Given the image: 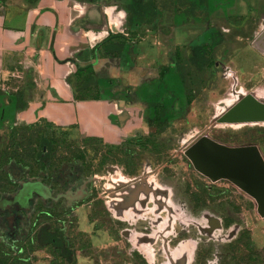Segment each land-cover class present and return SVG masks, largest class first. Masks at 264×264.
<instances>
[{
    "label": "rangeland",
    "instance_id": "1",
    "mask_svg": "<svg viewBox=\"0 0 264 264\" xmlns=\"http://www.w3.org/2000/svg\"><path fill=\"white\" fill-rule=\"evenodd\" d=\"M190 4L161 2L175 7L166 23L169 30L182 27L183 44L177 53L180 65L170 76L164 70L162 83L154 87L168 127L144 124L143 132L108 144L86 142L66 131L58 156L45 161L54 168L58 157L67 158L54 171L58 185L32 178L29 169L20 179L11 177L19 189L0 202V249L23 252L39 204L74 214L78 231L89 235L90 246L76 264H239L248 225L258 246L264 245V222L255 201L228 180L212 182L185 155L207 132L228 147L255 146L264 160V122L217 124L247 95L264 103V57L251 46L264 29V0H208L207 6L199 5L197 17L191 16ZM209 42L216 45L204 64L194 48ZM19 126L0 131V147L7 139L0 151ZM103 157L108 162L102 163ZM36 171L47 176L40 167ZM30 185L40 190L31 186L21 194ZM232 244L234 251L227 247ZM28 251L32 264H50L46 250Z\"/></svg>",
    "mask_w": 264,
    "mask_h": 264
},
{
    "label": "crops",
    "instance_id": "2",
    "mask_svg": "<svg viewBox=\"0 0 264 264\" xmlns=\"http://www.w3.org/2000/svg\"><path fill=\"white\" fill-rule=\"evenodd\" d=\"M155 1V20L130 23L133 0H0V131L51 125L108 144L149 128L154 87L163 70L173 74L183 45L182 27L169 30L166 23L175 7ZM126 33L135 37L120 57L94 58L93 49L110 34ZM89 66L99 99L78 97L84 79L78 71ZM19 94L23 111L16 110ZM6 171L20 179L27 168L13 162Z\"/></svg>",
    "mask_w": 264,
    "mask_h": 264
},
{
    "label": "trees",
    "instance_id": "3",
    "mask_svg": "<svg viewBox=\"0 0 264 264\" xmlns=\"http://www.w3.org/2000/svg\"><path fill=\"white\" fill-rule=\"evenodd\" d=\"M208 0H195L188 9L192 11V17L199 16L198 7L207 6ZM159 4L155 0H133L130 6V23H143L153 21L158 16ZM133 33L128 36L124 34H110L105 40L93 49V56L97 60L120 57L123 54L125 44L134 38ZM213 42L203 43L194 48V54L201 63L209 64L207 57L212 55ZM180 65V58L177 57L175 66ZM94 68L89 66L78 71V75H84L82 88L78 86L79 98L93 97L99 99L98 87L92 77ZM164 70L161 73L163 77ZM90 86H93L90 89ZM16 105L17 111L27 109V104L22 102V95L19 94ZM152 107L155 109V118L149 121L150 126H160L161 129L168 127L165 107L161 102H154ZM163 122L161 123V120ZM57 128L51 125H22L12 129L7 147L0 151V201L3 196L13 193L19 189V183L12 180L9 172L4 168L14 162L24 168L29 169L32 178H40L45 185L56 186L58 182L54 180V171L61 168L67 158L58 157L59 162L54 164V168L45 163L58 156L61 139L66 135L65 130L58 134ZM84 141H101L96 138H87ZM130 141H133L131 139ZM102 142V141H101ZM83 156L78 158H82ZM108 162L106 157L102 158V163ZM40 167L47 176H42L36 171ZM0 244L3 241L0 237ZM90 246L89 235L79 232L76 226L74 214L59 206L49 207L39 204L35 207L30 218L29 238L22 248L21 253L15 252L11 247L0 249V264H32V257L28 248L33 250L35 247L44 249L51 257L50 264H76L78 254L85 251ZM33 252V251H32Z\"/></svg>",
    "mask_w": 264,
    "mask_h": 264
},
{
    "label": "water",
    "instance_id": "4",
    "mask_svg": "<svg viewBox=\"0 0 264 264\" xmlns=\"http://www.w3.org/2000/svg\"><path fill=\"white\" fill-rule=\"evenodd\" d=\"M251 46L264 57V29ZM245 122H264V103L253 95L242 98L217 124ZM185 155L195 169L212 182L228 180L244 193L255 197L259 211L264 215V160L257 147H228L212 140L205 132L185 149ZM31 186L40 190L39 186L30 185L21 194Z\"/></svg>",
    "mask_w": 264,
    "mask_h": 264
},
{
    "label": "flooded vegetation",
    "instance_id": "5",
    "mask_svg": "<svg viewBox=\"0 0 264 264\" xmlns=\"http://www.w3.org/2000/svg\"><path fill=\"white\" fill-rule=\"evenodd\" d=\"M251 198L255 201L254 202V204H255L254 210H255L256 214L264 222V215H262L259 211V204L257 202V199L255 197H251ZM253 232L254 231H253L252 227H250L249 225L246 226V233H245L246 236H244L247 239L245 242V245H244L245 252H244L242 257L237 258L238 261H240V259H242V263L239 262V264H264V245L261 247L258 246L256 240L254 239ZM240 238H242V234L239 236L238 239L240 240ZM227 247L230 250H233V251L235 250L234 244L228 245ZM237 249H239V248L237 247ZM229 259L230 260L233 259V261L236 260L235 258H229Z\"/></svg>",
    "mask_w": 264,
    "mask_h": 264
},
{
    "label": "bare ground",
    "instance_id": "6",
    "mask_svg": "<svg viewBox=\"0 0 264 264\" xmlns=\"http://www.w3.org/2000/svg\"><path fill=\"white\" fill-rule=\"evenodd\" d=\"M259 100V99H258ZM260 101V100H259ZM262 102V101H261ZM37 185H41L40 183H38Z\"/></svg>",
    "mask_w": 264,
    "mask_h": 264
}]
</instances>
